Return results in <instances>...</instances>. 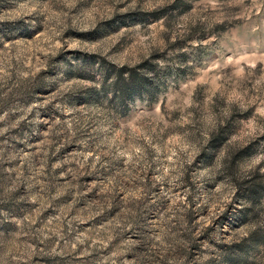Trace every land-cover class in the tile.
I'll list each match as a JSON object with an SVG mask.
<instances>
[{"label": "rangeland", "instance_id": "1", "mask_svg": "<svg viewBox=\"0 0 264 264\" xmlns=\"http://www.w3.org/2000/svg\"><path fill=\"white\" fill-rule=\"evenodd\" d=\"M0 264H264V0H0Z\"/></svg>", "mask_w": 264, "mask_h": 264}, {"label": "trees", "instance_id": "2", "mask_svg": "<svg viewBox=\"0 0 264 264\" xmlns=\"http://www.w3.org/2000/svg\"><path fill=\"white\" fill-rule=\"evenodd\" d=\"M255 189H257V187H255L254 189H252V191L255 192L256 191Z\"/></svg>", "mask_w": 264, "mask_h": 264}]
</instances>
